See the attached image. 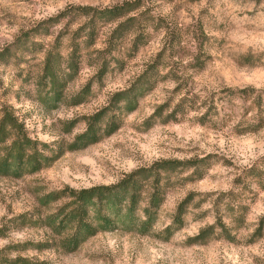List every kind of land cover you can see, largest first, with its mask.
<instances>
[{"label":"rangeland","instance_id":"rangeland-1","mask_svg":"<svg viewBox=\"0 0 264 264\" xmlns=\"http://www.w3.org/2000/svg\"><path fill=\"white\" fill-rule=\"evenodd\" d=\"M103 108L97 141L66 149ZM4 109L43 154L61 152L0 175V264H264V0H0ZM139 168L151 174L135 227L63 250L68 229L46 216L65 199L42 195ZM154 185L161 199L140 233Z\"/></svg>","mask_w":264,"mask_h":264},{"label":"trees","instance_id":"trees-1","mask_svg":"<svg viewBox=\"0 0 264 264\" xmlns=\"http://www.w3.org/2000/svg\"><path fill=\"white\" fill-rule=\"evenodd\" d=\"M51 81V76H49ZM122 91L115 93V101L120 99ZM131 101L127 100L129 104ZM133 104L128 106L131 109ZM104 112V108L90 116L86 128L77 134L66 146L68 150L80 149L99 138V128L95 122ZM115 128L112 121L101 130L109 134ZM9 140L0 155V175L19 177L24 173L34 172L48 165L61 152L58 146L55 152L46 155L37 147V141L28 137L16 117L8 110L0 114V143ZM151 171L146 168L133 170L122 179L112 184H97L85 188H63L42 195L40 202L48 203L60 198L65 202L55 213L46 216L47 225L57 234L68 229L61 241V248L72 251L80 242L98 231L114 228L131 230L136 225L135 210L142 191L141 180L147 178ZM154 175H157L155 173ZM157 183V182H155ZM160 189L154 185L148 197L146 206L142 208L144 219L138 231L145 233L150 227L155 209L160 202ZM186 199L176 207L172 223H181V213ZM169 226L165 227L168 231ZM8 264H44L23 257L7 259Z\"/></svg>","mask_w":264,"mask_h":264}]
</instances>
